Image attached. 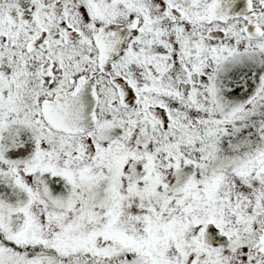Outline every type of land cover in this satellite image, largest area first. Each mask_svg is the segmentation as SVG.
Masks as SVG:
<instances>
[{
    "label": "snow or ice",
    "instance_id": "snow-or-ice-1",
    "mask_svg": "<svg viewBox=\"0 0 264 264\" xmlns=\"http://www.w3.org/2000/svg\"><path fill=\"white\" fill-rule=\"evenodd\" d=\"M0 264H264V0H0Z\"/></svg>",
    "mask_w": 264,
    "mask_h": 264
}]
</instances>
